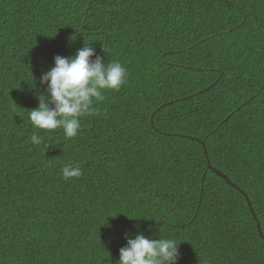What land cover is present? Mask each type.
I'll return each instance as SVG.
<instances>
[{"label":"trees","instance_id":"obj_1","mask_svg":"<svg viewBox=\"0 0 264 264\" xmlns=\"http://www.w3.org/2000/svg\"><path fill=\"white\" fill-rule=\"evenodd\" d=\"M84 45L126 84L75 138L32 128ZM138 232L177 264H264V0H0V264H116Z\"/></svg>","mask_w":264,"mask_h":264},{"label":"clouds","instance_id":"obj_2","mask_svg":"<svg viewBox=\"0 0 264 264\" xmlns=\"http://www.w3.org/2000/svg\"><path fill=\"white\" fill-rule=\"evenodd\" d=\"M126 82V68L119 62L105 64L90 45L74 56L56 55L54 66L39 78V84L46 88L38 96V107L29 111V123L45 132L62 129L66 139L75 138L80 118L93 114L94 102L103 101L106 90L119 91ZM32 87H37L35 82ZM31 143L42 145L43 137L34 133ZM60 173L64 180L82 175L74 162L63 165ZM125 239L116 264H177L178 243L172 239H153L139 232L134 238L125 233Z\"/></svg>","mask_w":264,"mask_h":264},{"label":"water","instance_id":"obj_3","mask_svg":"<svg viewBox=\"0 0 264 264\" xmlns=\"http://www.w3.org/2000/svg\"><path fill=\"white\" fill-rule=\"evenodd\" d=\"M207 170H210L211 172H213L214 174H216L218 177L222 178L227 184H229V185H231L232 187L236 188V186H235L234 184H232L231 181H230L225 175H223L221 172H219L218 170H216V169H214L213 167H211L209 164L207 165ZM236 189H237V188H236ZM237 190H238V191L243 195V197L245 198L246 203H247V206H248L249 211H250V214H251V216H252V218H253V220H254V222H255V226H256V230H257V232H258V235H259L260 237H262V234H261V231H260V227H259V223H258V221H257V219H256V217H255V215H254V213H253V211H252V209H251L250 203H249V201H248L246 195H245L243 192H241L239 189H237Z\"/></svg>","mask_w":264,"mask_h":264}]
</instances>
